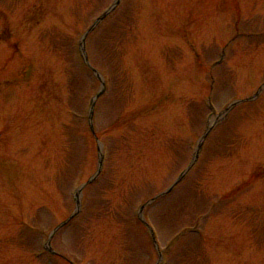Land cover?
<instances>
[{
	"label": "rangeland",
	"instance_id": "1",
	"mask_svg": "<svg viewBox=\"0 0 264 264\" xmlns=\"http://www.w3.org/2000/svg\"><path fill=\"white\" fill-rule=\"evenodd\" d=\"M112 3L0 0V264H158L156 250L165 264H264V88L143 209L155 245L136 218L190 163L208 102L218 114L264 85V0H120L86 39L107 87L94 115L105 163L86 186L100 83L78 46ZM81 187L50 241L65 261L49 256Z\"/></svg>",
	"mask_w": 264,
	"mask_h": 264
}]
</instances>
